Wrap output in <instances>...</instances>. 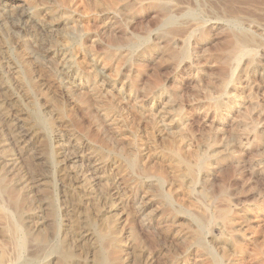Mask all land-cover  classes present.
I'll list each match as a JSON object with an SVG mask.
<instances>
[{"label":"rangeland","instance_id":"1","mask_svg":"<svg viewBox=\"0 0 264 264\" xmlns=\"http://www.w3.org/2000/svg\"><path fill=\"white\" fill-rule=\"evenodd\" d=\"M199 3L0 0V264H264V0Z\"/></svg>","mask_w":264,"mask_h":264},{"label":"bare ground","instance_id":"2","mask_svg":"<svg viewBox=\"0 0 264 264\" xmlns=\"http://www.w3.org/2000/svg\"><path fill=\"white\" fill-rule=\"evenodd\" d=\"M91 1V0H90ZM111 1H113V0H111ZM118 1V0H117ZM123 1H127V0H123ZM135 1V0H134ZM139 1V0H138ZM170 1H176L177 3H179V1L180 0H170ZM183 1V0H182ZM198 1V3L199 2H202L203 0H197ZM232 1H234V0H232ZM98 2V1H97ZM131 2V1H130ZM192 2V1H191ZM219 2V1H218ZM101 3V2H100ZM130 4V3H129ZM129 4H126V6H125V9L126 8H128L129 7ZM151 4V3H150ZM160 4V3H159ZM200 4V3H199ZM202 4V3H201ZM208 4V3H207ZM214 4V3H213ZM220 4V3H219ZM99 5V4H98ZM97 5V6H98ZM109 5H111V6H114L115 5V3L114 2H111ZM164 5V4H163ZM167 5H169V4H167ZM203 5V4H202ZM215 5V4H214ZM221 5V4H220ZM223 5V4H222ZM228 5V4H227ZM103 6H106V5H103ZM198 6V5H197ZM229 6H230V4H229ZM172 7V6H171ZM99 8V7H98ZM97 8V9H98ZM105 8V7H104ZM116 8V7H115ZM106 9V8H105ZM124 9V10H125ZM107 10V9H106ZM128 10V9H127ZM166 10H167V8H166ZM95 11V10H94ZM98 11V10H97ZM108 11H115L114 9H109ZM122 11V10H121ZM178 11V10H177ZM196 11V10H195ZM102 12V11H101ZM118 12V11H117ZM124 12V11H123ZM167 12H168V10H167ZM180 12V11H179ZM200 12V11H199ZM224 12V11H223ZM229 11H225L224 12V15L226 16L227 15V13H228ZM98 13V12H97ZM170 13V12H169ZM128 14V13H127ZM126 14V15H127ZM175 14V13H174ZM168 15V14H167ZM173 15V14H172ZM231 15V14H230ZM233 15H234V13H233ZM232 15V16H233ZM127 17V16H126ZM209 17V16H208ZM232 18V17H231ZM233 22V21H232ZM175 23V19L173 18V17H171L166 23H165V25H171V26H173L172 24H174ZM175 25V24H174ZM170 26V27H171ZM165 29H167V28H165ZM168 31H170L169 29H167ZM166 30V31H167ZM173 30V29H172ZM172 30H171V32H172ZM175 30V29H174ZM185 30V29H184ZM163 31V30H162ZM178 31H180V30H178ZM174 32V31H173ZM172 32V33H173ZM181 32V31H180ZM177 33H179V32H177ZM163 33H160V35H162ZM127 35V34H126ZM164 35H170L171 36V34L170 33H168V34H164ZM177 35V34H176ZM234 35V34H233ZM180 36V35H179ZM236 37V36H235ZM127 38V37H126ZM237 39H236V41H234L233 40V42H234V47L235 48H237V49H239V51H243L244 49H246V48H248V47H254V49H255V44L252 42V41H254V40H251V39H249L248 37H246V36H237L236 37ZM123 39H124V37H123ZM256 39V38H255ZM121 40V39H120ZM171 40V39H170ZM155 41V40H154ZM169 41V40H168ZM171 42V41H170ZM167 43V42H166ZM129 44V43H128ZM232 45V44H231ZM123 47V46H122ZM174 48V47H173ZM172 49V48H171ZM156 50V49H155ZM232 50H233V48H232ZM185 52V51H184ZM250 52V51H249ZM252 52V51H251ZM151 53H153V52H151ZM240 53V52H239ZM254 54V53H253ZM240 55V54H239ZM239 55H238V58H239ZM242 55V54H241ZM250 55H251V53H250ZM184 56V55H183ZM185 57H187V56H185ZM122 58V57H121ZM189 58V57H188ZM192 58V57H191ZM186 59V58H185ZM174 60V59H173ZM254 60H255V58L254 59H252V57L251 58H249L247 61H246V63H245V65L248 67V68H254L255 67V63H254ZM188 65V64H187ZM180 66V65H179ZM244 68V67H243ZM244 70V69H243ZM264 73V72H263ZM150 115V114H149ZM10 125V124H9ZM8 127V126H7ZM7 130H8V128H7ZM19 131V130H18ZM17 135V134H16ZM12 137V136H11ZM180 142V141H179ZM181 144V143H180ZM178 146V145H177ZM4 151V150H3ZM189 155V154H188ZM204 157L205 156H202V157H200L199 159L201 160V162H202V164L203 163H205V162H207V160L204 162ZM200 162V161H199ZM2 164V163H1ZM189 171V170H188ZM191 174V173H190ZM30 175V174H29ZM28 175V176H29ZM193 175V174H192ZM30 178V177H29ZM205 179V178H204ZM28 180V179H27ZM29 181V180H28ZM2 189H4V188H2V182L0 183V191H2ZM11 190H9L8 192H10ZM9 194V197H8V200H9V205L11 206L12 205V207L13 206H16L15 204L17 203V196H16V194L14 193V192H12L11 194L10 193H8ZM7 198V197H6ZM210 198V197H209ZM18 204V203H17ZM7 207V206H6ZM10 208V207H9ZM14 208V207H13ZM219 213H221V212H219ZM224 215V214H223ZM222 217V216H221ZM0 218H3V219H6V220H8L9 221V223H7V224H9L8 225V227H6V229H5V232H7V234H8V238H10L14 243H16V245H17V242H19V245H20V241H19V239H18V231H17V226L16 225H14V224H11L12 222H10V219H9V216L1 209V211H0ZM6 224V223H5ZM5 224H3V225H5ZM7 234H6V236H7ZM200 235V234H199ZM105 236V235H104ZM104 236H102L101 235V239H103L104 238ZM32 238V237H31ZM9 240V239H8ZM32 241V240H31ZM198 241L200 242V236H198ZM33 242V241H32ZM11 244V243H10ZM37 244H38V248L40 249H42V251H46V252H49V251H51V247H50V244H49V242L46 240V239H42V238H40L39 240H37ZM33 245V244H32ZM36 245V244H35ZM37 248V249H38ZM22 250V249H21ZM38 251V250H37ZM39 252V251H38ZM59 252V251H58ZM3 254V253H2ZM43 254V253H42ZM46 254V253H45ZM71 256V255H70ZM41 257V256H40ZM58 258L61 260V261H65L66 259H68L69 258V255H68V253H66V252H59L58 253ZM97 259V258H96ZM67 261V260H66ZM65 261V262H66ZM6 263V262H5ZM94 264H108L107 262H106V260L105 259H102V258H99Z\"/></svg>","mask_w":264,"mask_h":264}]
</instances>
